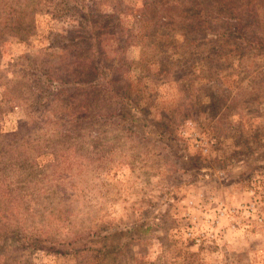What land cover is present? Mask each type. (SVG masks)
Segmentation results:
<instances>
[{"label": "rangeland", "instance_id": "374dc122", "mask_svg": "<svg viewBox=\"0 0 264 264\" xmlns=\"http://www.w3.org/2000/svg\"><path fill=\"white\" fill-rule=\"evenodd\" d=\"M199 2L0 0V264H264V46Z\"/></svg>", "mask_w": 264, "mask_h": 264}, {"label": "trees", "instance_id": "16d2710c", "mask_svg": "<svg viewBox=\"0 0 264 264\" xmlns=\"http://www.w3.org/2000/svg\"><path fill=\"white\" fill-rule=\"evenodd\" d=\"M200 7L210 10L214 16L224 17L227 23H223L225 27L214 28L208 21H201L204 16L196 17L198 21H191L188 25L190 31L194 33H202L208 35L224 33L236 38L249 40L248 43H257L259 47L264 46V41L258 38L261 34L259 30V20L257 9L258 6L264 5V0H200ZM207 20V19H206ZM8 22V21H7ZM209 23V24H208ZM11 24H13L11 22ZM250 29V31H247ZM252 31V32H251ZM248 32H251L248 33Z\"/></svg>", "mask_w": 264, "mask_h": 264}, {"label": "built area", "instance_id": "2783aa9c", "mask_svg": "<svg viewBox=\"0 0 264 264\" xmlns=\"http://www.w3.org/2000/svg\"><path fill=\"white\" fill-rule=\"evenodd\" d=\"M222 214H224V212H222Z\"/></svg>", "mask_w": 264, "mask_h": 264}]
</instances>
